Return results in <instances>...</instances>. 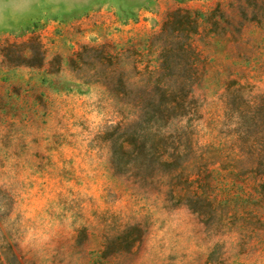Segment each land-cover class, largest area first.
<instances>
[{"label": "rangeland", "instance_id": "obj_1", "mask_svg": "<svg viewBox=\"0 0 264 264\" xmlns=\"http://www.w3.org/2000/svg\"><path fill=\"white\" fill-rule=\"evenodd\" d=\"M177 8L198 14L194 76L169 86L184 113L161 132L193 149L140 175L112 157L135 113L112 94L189 73L183 54L160 67L155 36ZM129 39L122 83L69 60ZM263 94L264 0H0V264H264V152L243 144Z\"/></svg>", "mask_w": 264, "mask_h": 264}, {"label": "trees", "instance_id": "obj_2", "mask_svg": "<svg viewBox=\"0 0 264 264\" xmlns=\"http://www.w3.org/2000/svg\"><path fill=\"white\" fill-rule=\"evenodd\" d=\"M217 10V7L215 8ZM197 15L195 11L189 8H177L169 14L166 21L163 22L162 28L155 36L157 39H162L160 47V67L163 70L171 71L174 69H187L189 73L173 74L172 79H164L157 74L156 78L146 81L143 86L136 87L133 92V97L129 98V92L113 93L116 98L119 96H128V101L134 107L135 113L132 121L121 127L119 124L115 126L118 132L114 135L113 143L116 145L112 151V157L116 162H122L128 170L136 169L138 174H156L166 170L171 173L181 168L183 159L186 153L192 151L193 147L190 142L175 141L170 135H165L161 132L164 125L174 118H181L184 109L179 103L177 97H170L172 92L169 86L172 85H188L192 83L194 70V48L191 46L190 38L197 32ZM124 49L115 50V44L105 42L97 46L83 45L73 57L69 60L74 66L91 64L94 67L98 63L102 68L95 72H100L98 79L102 80L107 75V79L102 80L109 86L108 79L115 76H120L118 68L114 62L123 61L125 65L131 64V69L137 72V62L128 57L133 52H127L133 47H137L139 42L133 39L126 40ZM35 51L38 49L32 46ZM126 53V55H124ZM187 56V63L184 65L178 62L182 56ZM33 56H30V58ZM28 58V61L30 60ZM129 58V59H128ZM29 65H34L28 62ZM154 71H150L153 74ZM119 83L124 81L123 76L119 77ZM190 87V86H189ZM258 99L251 101L247 105L245 111L248 115L245 117L247 122L245 132L248 137L243 142L244 147L250 150H258L264 152V114L262 117H257V111L264 106V94L259 95ZM264 109V107H263ZM259 130V131H258ZM254 136L250 133L255 132ZM258 131V132H257ZM260 158H257V161ZM251 168H256L251 166ZM238 173V172H235Z\"/></svg>", "mask_w": 264, "mask_h": 264}]
</instances>
